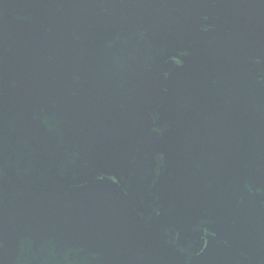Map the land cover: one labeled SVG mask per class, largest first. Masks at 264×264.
<instances>
[{
  "label": "water",
  "instance_id": "1",
  "mask_svg": "<svg viewBox=\"0 0 264 264\" xmlns=\"http://www.w3.org/2000/svg\"><path fill=\"white\" fill-rule=\"evenodd\" d=\"M0 264H264V0H0Z\"/></svg>",
  "mask_w": 264,
  "mask_h": 264
}]
</instances>
